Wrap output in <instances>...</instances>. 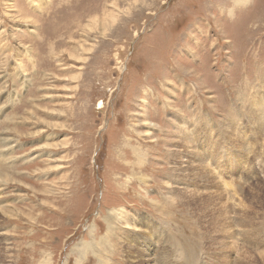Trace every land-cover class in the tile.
Wrapping results in <instances>:
<instances>
[{
  "label": "rangeland",
  "instance_id": "1",
  "mask_svg": "<svg viewBox=\"0 0 264 264\" xmlns=\"http://www.w3.org/2000/svg\"><path fill=\"white\" fill-rule=\"evenodd\" d=\"M236 1L0 0V264H264V0Z\"/></svg>",
  "mask_w": 264,
  "mask_h": 264
},
{
  "label": "bare ground",
  "instance_id": "2",
  "mask_svg": "<svg viewBox=\"0 0 264 264\" xmlns=\"http://www.w3.org/2000/svg\"><path fill=\"white\" fill-rule=\"evenodd\" d=\"M240 1L242 2V0H237L236 2H239V3H240ZM243 1H244V0H243ZM247 78H248V77H247ZM243 80H244V81L251 82L250 79H246V78H244ZM250 84H251V83H250ZM262 98H263V97H262ZM262 98H259V100H258V97L255 96V97L253 98V100H251V101H253V102L251 103V107H250V109H249V116H250L253 120H255V122L257 123V125L260 126L261 128L264 127V121L261 119L262 111H260V108H259V107H261V105H262V104L260 103V102H261L260 99H262ZM262 102H263V101H262ZM263 103H264V102H263ZM263 105H264V104H263ZM253 106H254V107H253ZM255 107H256L257 109H256ZM263 107H264V106H263ZM235 119H236V118H235ZM227 124H228V123H227ZM257 125H256V126H257ZM240 128H241V127H240ZM185 130H186V129H185ZM229 130H230V129H229ZM263 130H264V129H263ZM260 131H261V130H260ZM187 133H189V132H187ZM255 133H256V132H255ZM179 135H180V134H179ZM234 135H235V134H234ZM232 136H233V135H232ZM262 136H263V135H262ZM190 137H191V136H190ZM243 137H244V136H243ZM182 139H183V138H182ZM182 139H181V140H182ZM189 139H190V138H189ZM245 140H247V139H245ZM187 141H190V140H187ZM239 143H240V142H239ZM242 143H243V142H242ZM245 143H246V142H245ZM193 144H194V143H193ZM248 145H249V144H248ZM194 147H195V146H194ZM243 147H244V146H243ZM195 148H196V147H195ZM244 151H245V150H244ZM247 152H248V151H247ZM199 153H200V152H199ZM219 177H220V176H219ZM224 180H225V179H224ZM229 181H230V180H229ZM234 184H235V181H234ZM230 187H231V186H230ZM225 190H226V189H225ZM238 193H239V192H238ZM239 196H240V195H239ZM233 197H235V196H233ZM240 197H241V196H240ZM230 199H231V196H230ZM110 220H111V222H113V223H115V221H116V222L119 221L118 218H117V216L111 218ZM110 220H109V221H110ZM110 224H111L110 226L113 228L114 225H113L112 223H110ZM131 224H134V223H127V225H128L129 227L131 226ZM136 226H137V225H136ZM129 227H128V228H129ZM132 227H133V226H132ZM109 228H110V227H109ZM138 229H139V228L136 229V228H134V227H133V229L131 228V230H132V231L134 230L135 232H137ZM143 232H144V231H143ZM153 241H154V240H153ZM130 244H131V243H130ZM134 246H135V245H134ZM134 246H133V247H134ZM135 247H136V246H135ZM131 248H132V247H131ZM138 249H139V248H138ZM129 250H130V249H129ZM128 252H129V251H128ZM132 252H133V251L130 250L129 253H130V255H131L132 257H134V255H133L134 253H132ZM136 254H138V251H137ZM148 254H149V253H148ZM143 255H144V254H143ZM158 256H159V255H158ZM132 257H131V258H132ZM170 257H171V256H170ZM136 258H137V257H136ZM136 258H135V259H136ZM148 258H149V257H148ZM137 259H138V258H137ZM146 260H147V259H146ZM170 260H171V258H170ZM151 261H152V260H151ZM134 262H135V261H134ZM139 262H140V261H139ZM166 262H167V261H166ZM187 262H188V261H187ZM185 264H186V263H185Z\"/></svg>",
  "mask_w": 264,
  "mask_h": 264
}]
</instances>
